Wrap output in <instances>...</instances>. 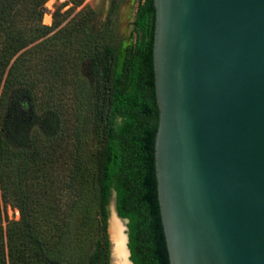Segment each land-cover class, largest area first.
<instances>
[{
	"label": "water",
	"instance_id": "obj_1",
	"mask_svg": "<svg viewBox=\"0 0 264 264\" xmlns=\"http://www.w3.org/2000/svg\"><path fill=\"white\" fill-rule=\"evenodd\" d=\"M151 4L168 264H264V0Z\"/></svg>",
	"mask_w": 264,
	"mask_h": 264
},
{
	"label": "trees",
	"instance_id": "obj_2",
	"mask_svg": "<svg viewBox=\"0 0 264 264\" xmlns=\"http://www.w3.org/2000/svg\"><path fill=\"white\" fill-rule=\"evenodd\" d=\"M44 1L0 0V48L7 52V58L0 59V103L2 92L23 85L27 77L17 69L19 59L14 58L2 81L8 60L51 30L39 23ZM132 24L135 39L122 51L111 27L98 30L86 21L76 27L82 34L77 53L81 62L88 63L89 77L80 76V139L76 134L73 160L80 180V203L66 205L65 222L58 225L48 218L50 206L36 197H43L41 189L32 194L21 189L19 167L33 153L21 145L13 151L3 137L11 136L12 130L0 126V182L5 154L15 179L12 195L19 212L18 220L7 223L4 230L0 225V264H109L106 205L111 191L117 216L127 220L130 263L168 264L153 170L157 112L149 56L151 0L141 1ZM65 30L62 27L39 42L64 41L69 36ZM14 100L11 116L24 108ZM31 195L36 202L30 201ZM79 243L87 251L78 253L75 245Z\"/></svg>",
	"mask_w": 264,
	"mask_h": 264
},
{
	"label": "rangeland",
	"instance_id": "obj_3",
	"mask_svg": "<svg viewBox=\"0 0 264 264\" xmlns=\"http://www.w3.org/2000/svg\"><path fill=\"white\" fill-rule=\"evenodd\" d=\"M141 1L45 0L39 23L51 27V30L16 52L4 67L2 81L14 58L19 59L21 65L17 69L27 76L23 85L16 84L2 92L0 103V126L4 130L9 127L13 133L11 136L3 134V137L13 151L21 145L33 153L20 164L18 184L28 194L43 191V197H36L43 201L42 205L50 206L52 213L48 218L58 225L68 218L66 205L77 200L80 203V180L75 174L73 160L77 136L80 139V76L87 78L89 72L87 61L81 62L77 53L80 50L78 39L81 40L82 34L76 31V27L85 21L98 30L111 27L114 38L121 41L122 51L135 39L132 21ZM30 25L33 27L34 24ZM62 27L69 35L64 41L51 38L48 42H39ZM6 58L7 52L0 48V59ZM14 99L16 105L24 108L11 116ZM1 160L0 225L4 230L7 223L18 220L19 212L12 195V181L15 179L9 170V161L5 154ZM1 185L6 191L1 190ZM31 196L30 201L36 202L37 199ZM111 198L114 205L113 191L106 205L107 217ZM89 200L91 206L92 200ZM80 217L82 220V214ZM75 247L78 253L87 251L85 244L79 243ZM125 247L127 249L126 243ZM108 263L112 264L110 251Z\"/></svg>",
	"mask_w": 264,
	"mask_h": 264
},
{
	"label": "bare ground",
	"instance_id": "obj_4",
	"mask_svg": "<svg viewBox=\"0 0 264 264\" xmlns=\"http://www.w3.org/2000/svg\"><path fill=\"white\" fill-rule=\"evenodd\" d=\"M107 229L112 264H130L127 260V249L125 247V219L116 215L112 198L107 217Z\"/></svg>",
	"mask_w": 264,
	"mask_h": 264
}]
</instances>
